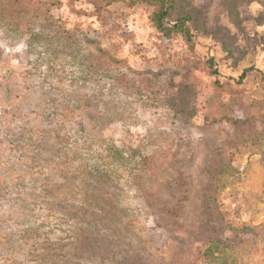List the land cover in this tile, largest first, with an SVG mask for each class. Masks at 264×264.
<instances>
[{
    "label": "rangeland",
    "instance_id": "1",
    "mask_svg": "<svg viewBox=\"0 0 264 264\" xmlns=\"http://www.w3.org/2000/svg\"><path fill=\"white\" fill-rule=\"evenodd\" d=\"M225 2L186 0L188 44L143 4L0 0V264H264V0Z\"/></svg>",
    "mask_w": 264,
    "mask_h": 264
},
{
    "label": "trees",
    "instance_id": "2",
    "mask_svg": "<svg viewBox=\"0 0 264 264\" xmlns=\"http://www.w3.org/2000/svg\"><path fill=\"white\" fill-rule=\"evenodd\" d=\"M105 5H110L113 3H124L127 6L143 4L152 9L151 12V23L153 27L164 37L178 36L182 38L186 43L190 44L194 38L198 35H207V31L203 27L200 21V13L198 11H187L186 10V0H101ZM260 0H226L225 7L228 14V19L238 26V7L243 4H250ZM98 53L105 54V51L100 50ZM103 57L98 54V59L95 66L102 67ZM212 63V61H210ZM253 69L245 70L239 78V82L243 81L246 74L251 72ZM212 75H217V71H211ZM216 86H219L218 81ZM60 108V107H59ZM57 109V108H56ZM59 110V109H57ZM56 118L59 116L64 119V113H58L55 115ZM153 159L152 156L140 159L138 162L137 174L149 173L153 169V163L150 164V160ZM137 175V176H138ZM136 177V175H135ZM261 231L264 236V229L262 227ZM208 247L206 249V254L213 255L214 250L219 251L217 248L221 241L212 239L207 242Z\"/></svg>",
    "mask_w": 264,
    "mask_h": 264
}]
</instances>
